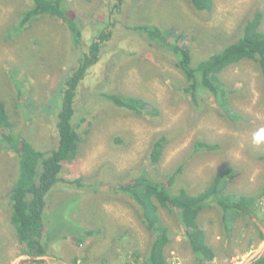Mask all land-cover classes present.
I'll list each match as a JSON object with an SVG mask.
<instances>
[{"label":"rangeland","instance_id":"obj_1","mask_svg":"<svg viewBox=\"0 0 264 264\" xmlns=\"http://www.w3.org/2000/svg\"><path fill=\"white\" fill-rule=\"evenodd\" d=\"M69 1L83 31L80 52L73 49L68 29L57 17L42 16L24 33L9 35L21 12L33 3L32 0H0V98L7 102L18 126L28 125L30 132L40 138H56L62 98L54 97L52 101L54 92L65 86L68 75L80 61L78 57L88 52L93 42L100 41L102 32L109 30L113 35L109 41L102 42L101 61L90 70L84 87L97 88L103 78L110 79L111 74V89L153 103L159 108L160 116L151 119L126 110L110 112L109 121L102 120V124L88 135L78 161L70 168L65 166L68 180L93 177L105 166L115 173V182L125 183L131 179L128 175L134 174L149 156L152 141L166 135L168 144L158 169L162 174H169L185 162L183 182L189 192L204 191L214 176L226 167L234 168L236 173L230 181L231 193L251 196L262 192L264 165L259 157L264 153V145L256 146L252 142L253 133L264 128V77L257 64L243 61L220 76L229 88L228 107L242 119L230 118L225 114L226 107L217 104L211 95H202L198 106L194 104L182 91L186 83L184 76L166 53L150 54L142 38L131 35L126 26L146 19V12H149L152 22H147L185 31L183 42L188 46L191 35L197 30L207 34L219 32L229 41L239 34L242 22L250 14L264 11V0H214L211 14L203 15L195 14L185 0ZM117 4L120 10L115 8ZM135 7H138L137 14L133 10ZM262 29L264 31V24ZM221 47L213 45L211 50ZM211 50L200 56L208 57ZM133 53L136 56L132 58ZM123 56L126 58L117 65ZM19 83L24 97L18 93ZM102 88L103 83L98 90L83 94L82 99L86 96V100L92 98L98 103ZM25 94L27 100H31L30 118L23 117L18 110L25 104ZM40 107L42 114L37 111ZM116 137L123 138L124 144L118 145ZM200 142L219 145V149L214 152L197 149ZM16 162V155L12 159L9 153H0V264H28L31 260L33 263L29 264H37L39 259L23 254L22 246L8 225L10 212L5 203L16 179ZM108 184L114 186L113 182ZM109 186L100 187L105 196L98 195L96 202L79 196L72 202L62 200V194L74 193L66 185H58L49 195L46 209L47 221L52 222L49 238L55 240L58 232L55 228H67L68 222L77 223L79 229L75 226L71 230L72 238L56 246L52 242L46 244L59 256L40 258L42 264H128L136 255L144 259L152 236L128 198L115 195ZM260 209L264 213V199ZM161 217L172 230V241L166 250L169 262L197 264L183 226L164 209ZM199 219L209 245L216 252L211 264H250L264 255V237H260L254 226H247V220L238 221L229 233L222 225L219 211L214 208L203 212ZM261 229L264 232V224ZM90 230L101 233L87 237L84 231ZM121 236L123 240L120 241ZM73 238L86 243L78 245Z\"/></svg>","mask_w":264,"mask_h":264},{"label":"trees","instance_id":"obj_2","mask_svg":"<svg viewBox=\"0 0 264 264\" xmlns=\"http://www.w3.org/2000/svg\"><path fill=\"white\" fill-rule=\"evenodd\" d=\"M150 1L153 0H148L147 3ZM185 1L195 14H211L214 9V0ZM32 3V7L21 12L19 21L10 28L12 31L9 35L12 36L16 32L24 33L42 16L57 17L68 29L73 49L76 52L82 50L83 31L78 14L69 0H32ZM115 8L118 9L119 4ZM137 8L133 9L136 14ZM146 13V19L140 20L139 23L127 24L126 27L131 35L142 38L150 54L154 53L157 56L159 52L166 53L169 61L186 80L185 86L182 87L185 95L197 106L202 95H211L217 104L226 107L225 114L228 117L242 119L228 107L229 88L220 76L234 65L243 61H253L264 77L262 29L264 11L256 10L250 14L242 22L239 34L229 41L219 32L207 34L197 30L191 35L189 46L183 42L187 35L185 31H180L177 27L149 23L146 20L150 22L152 20L149 12ZM112 35L110 30L102 32L100 41L93 42L88 52L78 57L80 61L68 75L65 86L54 92L52 101L56 97L62 98L56 138L47 136L40 138L30 132L31 128L28 125L18 126L19 123L7 102L0 98V153H9L12 159L15 155L17 157L14 166L16 179L8 191L5 205H9L8 225L13 229L15 238L22 246L23 254L39 259L37 264H42L43 260L40 258L45 256H59L57 251L48 249L46 244L52 242L56 246L63 240L71 239V230L75 226L78 227L77 223L71 225L68 222L67 228L62 226L55 228L59 232L55 240L52 241L48 236L52 222L47 221V199L58 185H66L74 191L73 194H62L61 199H67L65 201L72 202L79 196L85 200L95 199L96 202L98 195L105 196L103 184L109 186L108 182H113L114 186L109 187L113 189L115 195L128 198L152 236L148 252L143 255L144 259L141 260L140 256L136 255L133 263L128 262V264H171L166 250L172 241V230L161 217L162 209L183 226L197 264H211L216 259V252L209 245L207 234L200 224V215L205 211L213 208L218 210L226 232L231 233L238 221L247 220V226H254L260 237H264L261 229L264 224V213L260 209L261 200L264 199V188L258 195L238 196L231 193L230 181L236 177V173L234 168L226 167L214 176L204 191L196 194L189 192L183 182L185 162L169 174H162L158 169L168 144L166 135H160L152 141L149 156L134 174L128 175L131 179L126 180L125 183L115 182L117 180V177L114 178L115 173L105 166H102L100 172L93 177L68 180L64 173L65 166L70 168L78 161L80 149L88 135L95 127L102 124V120L109 121L107 118L112 116L110 112L126 110L138 117L151 119L160 116L159 108L153 103L143 98L116 93V88L111 89L113 76L111 74L110 79L104 77L101 81L103 92L100 93L101 98L98 99V103L92 98L86 100V96L82 99L87 91L99 89L101 83L97 88L91 85L85 88L84 84L87 83L90 70L101 61L102 42L109 41ZM213 45L222 47L212 51ZM201 46L203 47L199 52ZM209 49L210 55L203 59L200 55ZM132 55L133 58L136 53ZM125 58L126 56L121 57L117 65ZM22 89V84L19 83L18 93L24 97ZM23 100L25 104L23 103L18 110L23 117L25 115V118H30L31 100H27V94ZM37 111L42 114L43 108L40 107ZM115 140L118 145L124 144L123 138L116 137ZM197 149L214 152L219 149V145L200 142L197 144ZM259 160L264 165V153L260 155ZM101 186L103 189L100 188ZM85 232L87 237L101 233L100 230ZM73 240L78 245H83L85 242L75 238ZM121 240L123 236L120 237ZM250 264H264V255Z\"/></svg>","mask_w":264,"mask_h":264},{"label":"clouds","instance_id":"obj_3","mask_svg":"<svg viewBox=\"0 0 264 264\" xmlns=\"http://www.w3.org/2000/svg\"><path fill=\"white\" fill-rule=\"evenodd\" d=\"M252 142L256 146L264 145V128H260L255 133H253Z\"/></svg>","mask_w":264,"mask_h":264},{"label":"water","instance_id":"obj_4","mask_svg":"<svg viewBox=\"0 0 264 264\" xmlns=\"http://www.w3.org/2000/svg\"><path fill=\"white\" fill-rule=\"evenodd\" d=\"M34 259H35V258H34ZM34 261H35V260H34ZM29 263H33V260L29 261L28 264H29Z\"/></svg>","mask_w":264,"mask_h":264},{"label":"bare ground","instance_id":"obj_5","mask_svg":"<svg viewBox=\"0 0 264 264\" xmlns=\"http://www.w3.org/2000/svg\"><path fill=\"white\" fill-rule=\"evenodd\" d=\"M35 260H36V258H35Z\"/></svg>","mask_w":264,"mask_h":264},{"label":"built area","instance_id":"obj_6","mask_svg":"<svg viewBox=\"0 0 264 264\" xmlns=\"http://www.w3.org/2000/svg\"><path fill=\"white\" fill-rule=\"evenodd\" d=\"M256 256V255H255Z\"/></svg>","mask_w":264,"mask_h":264}]
</instances>
